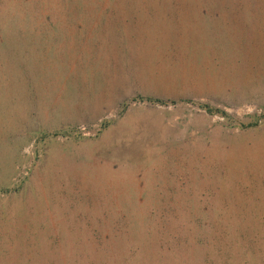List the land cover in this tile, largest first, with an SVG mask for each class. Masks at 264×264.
<instances>
[{
    "label": "rangeland",
    "instance_id": "rangeland-1",
    "mask_svg": "<svg viewBox=\"0 0 264 264\" xmlns=\"http://www.w3.org/2000/svg\"><path fill=\"white\" fill-rule=\"evenodd\" d=\"M123 116L176 150L99 152ZM0 264H264V0H0Z\"/></svg>",
    "mask_w": 264,
    "mask_h": 264
},
{
    "label": "crops",
    "instance_id": "crops-1",
    "mask_svg": "<svg viewBox=\"0 0 264 264\" xmlns=\"http://www.w3.org/2000/svg\"><path fill=\"white\" fill-rule=\"evenodd\" d=\"M153 5V4H150ZM124 8V7H123ZM150 8H155L154 6H151ZM142 12H137L136 17H141ZM193 15V14H192ZM100 23V22H99ZM98 22L95 24V27L99 28L100 33L102 36H104V33L106 31V25H109L111 23H106L104 25H100ZM114 27H120V25H114ZM116 28H112V34H108L105 38H108L109 36H112L110 41H105L104 37L97 43L99 46H104L106 49L102 52H97V58L93 59L95 61H99L101 59L103 65L101 62H99L98 67H100L99 72L95 73L92 78L96 79L100 76V72L102 68L104 67L105 70H107L106 80L109 81V83H105V86L107 89L100 93L95 97V104L96 113L100 115L104 110L113 111L116 109V104L118 100L111 99L109 101H103V104L100 102L101 96H104L105 99L111 98V97H117L119 100H124V87L126 88L129 84L127 82L128 79V73L124 72L125 70V62L124 61V48H128L129 46L137 43L138 46L141 48V41H132L130 43H126L128 40H131L133 37L134 32L138 33L140 30L136 26L133 27L130 30L127 31V33H120V34H114ZM144 38V37H143ZM96 46H98L96 44ZM153 44L148 49L153 48ZM134 58V57H133ZM105 60V62L103 61ZM90 62V61H89ZM138 66L141 65V62H138ZM137 65V61H136ZM70 72H73L76 74L74 68L70 70ZM88 72V71H85ZM96 72V67L91 71ZM90 75V73H87ZM91 76V75H90ZM103 83V82H102ZM100 86V85H98ZM90 89V88H89ZM121 91L119 94H121V97H119L118 92ZM123 95V96H122ZM94 97L92 101L94 100ZM90 101L89 104L92 102ZM88 104V105H89ZM93 106V104L91 103ZM122 105V104H120ZM88 108V107H86ZM95 111V108L93 109ZM89 117V116H88ZM93 117V116H91ZM90 117V118H91ZM115 120V119H114ZM117 121V120H115ZM114 121V122H115ZM144 119L142 118H131L128 116L127 119L124 118V116L121 118L118 123H113L109 127H107L103 133L104 135V145L103 148L99 150L101 153H108V154H123L124 152H140V153H164V152H174L176 150V146H174L172 143L175 140H179V136L171 135L170 133H165L164 130L162 132L158 133H147L146 128H148V123L145 124ZM185 135H182V138ZM184 140V139H183ZM186 143V141L184 140ZM184 143V144H185ZM108 147V148H107ZM173 148V149H172ZM124 159V158H123Z\"/></svg>",
    "mask_w": 264,
    "mask_h": 264
}]
</instances>
